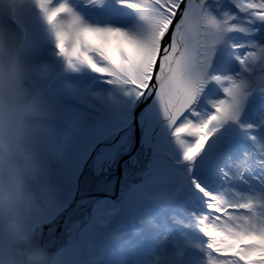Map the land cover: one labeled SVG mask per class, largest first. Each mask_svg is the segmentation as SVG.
Returning <instances> with one entry per match:
<instances>
[{
    "label": "snow or ice",
    "instance_id": "obj_1",
    "mask_svg": "<svg viewBox=\"0 0 264 264\" xmlns=\"http://www.w3.org/2000/svg\"><path fill=\"white\" fill-rule=\"evenodd\" d=\"M26 4L6 16L0 0V68L39 77L66 162L37 245L52 251L43 225L95 152L96 173L140 183L95 202L78 264H264V0Z\"/></svg>",
    "mask_w": 264,
    "mask_h": 264
},
{
    "label": "bare ground",
    "instance_id": "obj_2",
    "mask_svg": "<svg viewBox=\"0 0 264 264\" xmlns=\"http://www.w3.org/2000/svg\"><path fill=\"white\" fill-rule=\"evenodd\" d=\"M3 3L4 8H14L15 12L25 9L27 5L26 0H3ZM13 77L14 79H12V76H7L6 70L0 73V88L3 89V107L0 110V126H2V131H0V158L11 157L10 149H13V147L10 145V140L4 137L3 131L10 128L8 125L16 118L18 110L21 109L14 105V103L16 99L28 91L27 83L39 78L36 74H28L19 68H17V74ZM5 95L7 96L5 97ZM80 102V100L76 99L74 104H80ZM87 102L90 103L91 101L88 100ZM36 103L40 110H44L39 100ZM25 112L30 113L31 111L27 109ZM42 116L47 117L45 114ZM43 125L24 123L23 130H19L17 134L18 142L22 143L17 146L18 153L21 154L24 150L25 156L16 167L15 165L13 166L15 167L13 171L15 181L13 182L12 189L7 191L8 197L6 198L11 208L8 211H0V264H40L42 262V257L39 258L41 250L46 251L50 255L61 242H64L61 240L57 241V236L59 238L68 237L69 239H72L74 236L78 238L80 236L79 224L90 225L91 223L92 208H89L88 205L95 194L87 188L96 179L102 178L103 175L93 170L92 161L88 165L89 157L81 166L82 169L80 168L76 174L75 180L71 183L66 207L58 214L55 223L44 224L56 229L52 230L53 228L46 227L42 229L46 233L51 231L54 234L53 238L55 240L52 238L48 240L52 251L50 252L44 247L38 246L37 240L31 238V235L35 237L39 236L38 229L34 230L33 225L46 216L51 209L53 182L62 187L65 184V176L60 175V168L57 167L65 159H61L62 156L55 139L47 132ZM93 155V158H95V154ZM37 165H44L46 167L45 179H43L44 182L41 184L42 189L39 200L35 196V191L39 188L36 187L38 183L35 171ZM26 171L32 177L29 181L26 176L27 174H25ZM134 171L138 173L137 169H134ZM7 176L8 171L0 166V187L4 188L8 184ZM138 181L139 179L137 178L132 183ZM99 189L109 193L113 192V188L106 184L100 186ZM109 193L107 194L110 196ZM111 195L119 196L118 194ZM27 253L30 254L29 261L26 259ZM14 254L18 257L15 262ZM75 260L79 261V258L77 256L74 259L72 258V261L76 262Z\"/></svg>",
    "mask_w": 264,
    "mask_h": 264
},
{
    "label": "rangeland",
    "instance_id": "obj_3",
    "mask_svg": "<svg viewBox=\"0 0 264 264\" xmlns=\"http://www.w3.org/2000/svg\"><path fill=\"white\" fill-rule=\"evenodd\" d=\"M39 79V78H38ZM33 83V82H32ZM33 84H35V81H34V83ZM76 99H78V100H81L80 98H76ZM76 99L75 100H73L72 101V103H74L75 101H76ZM86 100V99H85ZM84 101V100H83ZM89 103V102H88ZM87 103V104H88ZM40 112V111H39ZM38 166V165H37ZM42 166H44V165H42ZM65 168H66V162L64 161V162H61L60 163V175H62V176H65ZM35 171H36V176L38 175L37 174V168L35 169ZM138 183H140V181L138 182ZM107 201H109L110 203H114V201L112 200V199H108ZM108 210H110L109 208H106L105 209V211H108ZM12 220V219H11ZM17 221V220H16ZM83 227V226H82ZM89 228V225L88 226H86V227H83V229L81 230V231H83V232H85V234H86V229H88ZM79 230H80V227H79ZM137 239H139L138 237H137ZM81 240V238L79 237L78 238V242ZM78 242H76V244L74 245V247L78 244ZM73 251H75L74 253H76L75 254V257L77 256L78 258H79V250L78 249H75V248H73ZM91 254V250L89 249V255ZM123 254H127L128 255V250H127V248L125 249V251L123 252V253H117V256H120V255H123ZM73 256H74V254L71 252V251H67L66 253H65V255L64 256H61V258H60V260H59V263L58 264H64V261H65V259L66 258H73ZM106 259H107V257H105ZM112 259H116V257H113ZM73 264H78V261L77 262H74L73 261Z\"/></svg>",
    "mask_w": 264,
    "mask_h": 264
},
{
    "label": "water",
    "instance_id": "obj_4",
    "mask_svg": "<svg viewBox=\"0 0 264 264\" xmlns=\"http://www.w3.org/2000/svg\"><path fill=\"white\" fill-rule=\"evenodd\" d=\"M95 199V197L94 198H92L91 200H90V203L93 201Z\"/></svg>",
    "mask_w": 264,
    "mask_h": 264
}]
</instances>
